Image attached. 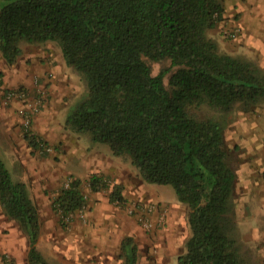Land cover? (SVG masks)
Returning a JSON list of instances; mask_svg holds the SVG:
<instances>
[{"label":"trees","instance_id":"1","mask_svg":"<svg viewBox=\"0 0 264 264\" xmlns=\"http://www.w3.org/2000/svg\"><path fill=\"white\" fill-rule=\"evenodd\" d=\"M226 13L225 0H0L7 64L17 62L24 43H58L67 66L86 83L66 127L129 157L145 182L172 186L188 208L190 236L177 264H249L225 118L237 104L249 111L264 102V68L222 51L211 36ZM220 34L228 37L223 26ZM25 139L33 150L42 148L37 135ZM87 182L94 193L109 190L110 203L125 204L122 185L107 175L91 174ZM0 204L27 234V264H51L37 246L39 210L1 158ZM87 204L83 181L75 178L59 191L53 210L65 227ZM122 250L123 264L138 263L133 237L124 238Z\"/></svg>","mask_w":264,"mask_h":264},{"label":"rangeland","instance_id":"2","mask_svg":"<svg viewBox=\"0 0 264 264\" xmlns=\"http://www.w3.org/2000/svg\"><path fill=\"white\" fill-rule=\"evenodd\" d=\"M228 3L229 0H225L226 7ZM236 18L227 17L230 24L225 25V31H232L233 19ZM217 33L212 31L211 36L220 40L222 51L256 62L264 68L260 55H246L239 50V39L233 33L228 37ZM22 49V55L13 65H8L0 53V158L12 177L27 185L39 210L42 226L37 246L41 253L51 264H123L122 241L131 236L138 246L137 264H177L178 257L186 250L190 227L187 222L188 208L177 200L174 188L145 182L129 157L116 156L109 144L94 143L88 135L66 127L70 106L86 92L85 81L68 67L73 82L64 97L55 94L58 96L55 98L50 94V83H44L46 76L36 72L37 65L43 67L46 63L45 56L62 54L58 43H24ZM160 67L158 63L153 65L154 74L160 71ZM47 74L48 71L45 72ZM27 79L29 83H26ZM13 89L25 90L29 102L38 101V111L28 124L24 115L26 104L5 98V92ZM46 104L47 112L40 119ZM259 105L244 111L242 105L237 104L225 118L227 145L233 166L240 163L239 156L234 150L232 152L233 132L238 131L240 137L248 136L250 132L253 134V130L237 128L236 119L240 114L254 112ZM201 114L208 115V109L201 110ZM49 123L51 127L48 128L46 125ZM26 133L37 135L42 148L33 150L29 147ZM253 147L260 151L264 147V138ZM234 169L237 176L234 202L242 250L249 264H264V184L261 180L255 187L245 184L247 179H238ZM94 173L105 174L112 184L122 185L124 205L110 203L109 190L100 193L90 190L87 180ZM75 178L83 181L88 204L63 227L60 217L53 210V201L62 187ZM118 178L120 182L116 180ZM175 203L178 207H174ZM170 210L171 215L177 216L179 225L168 229V238L162 241L159 231L166 228ZM149 224L152 225L149 227ZM28 250L26 232L19 222L6 215L0 204V264L4 259L10 264H27Z\"/></svg>","mask_w":264,"mask_h":264},{"label":"crops","instance_id":"3","mask_svg":"<svg viewBox=\"0 0 264 264\" xmlns=\"http://www.w3.org/2000/svg\"><path fill=\"white\" fill-rule=\"evenodd\" d=\"M227 7L229 8L227 9L226 19L227 17H237L236 20L233 19L231 33L239 39V43H237L239 50H243L246 55L252 53L258 54L264 61V0H229ZM233 8L234 11L232 10ZM229 24L225 20L221 25L226 27L225 25ZM222 26L216 30L218 33H220ZM45 57L47 58L46 63L43 67L37 65L36 72L41 76H46L44 83H50V94L54 95L55 98L58 97L55 94H60L61 97H64L63 95L67 92L66 90L70 89L69 84L73 82L72 78H70L68 66L62 54H58L57 56H52L51 54ZM46 71H48L47 75H45ZM49 75L52 77L49 78ZM26 83H29V79L26 80ZM44 112H47V104L45 105V110L41 113L40 119H43ZM239 117L242 119L239 120ZM239 117L236 119L237 128L253 130V134L250 132V135L240 137L238 131L233 132L235 137L233 138L234 145L232 152L234 150L239 156L237 158L240 160V163L234 166L237 170L238 179L245 178L247 179L245 184L248 183L250 186L255 187L256 183L260 182V180L264 184V147L258 152L253 147L264 138V104H260L254 112L246 113V115L240 114ZM46 127H51V124L49 123ZM227 140L228 138L226 137ZM99 170L105 171V169ZM116 180L118 182L121 181L119 178ZM252 191L254 192V190ZM174 207H178V205L175 203ZM171 212L172 210H170L166 228L159 231V237L162 241L168 238V229L171 230L173 227L175 228L179 225L177 216L175 214L171 215Z\"/></svg>","mask_w":264,"mask_h":264},{"label":"built area","instance_id":"4","mask_svg":"<svg viewBox=\"0 0 264 264\" xmlns=\"http://www.w3.org/2000/svg\"><path fill=\"white\" fill-rule=\"evenodd\" d=\"M228 34L230 36L232 35L231 32H228ZM5 98L7 101L19 100L26 104L27 110H26V113L24 112V115H25L27 124L31 122L34 114L38 111L37 109L38 107L36 106V103L38 101L34 100L33 102H29L28 93L25 90H21V89L7 90L5 92ZM151 225L152 224H149V227Z\"/></svg>","mask_w":264,"mask_h":264}]
</instances>
